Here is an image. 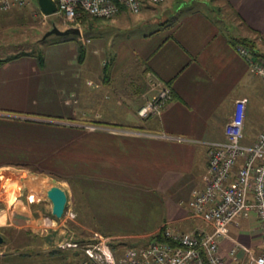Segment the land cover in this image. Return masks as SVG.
<instances>
[{
	"label": "crops",
	"instance_id": "crops-1",
	"mask_svg": "<svg viewBox=\"0 0 264 264\" xmlns=\"http://www.w3.org/2000/svg\"><path fill=\"white\" fill-rule=\"evenodd\" d=\"M222 6L235 33L191 4L167 6L160 16L144 6L142 18H130L126 9L113 19L77 18L66 42L78 51L57 60L62 64L43 54L0 58L17 57L0 65V166H34L56 178L68 196L66 215L97 239L146 247L166 227L213 232L188 208L204 186L207 144L225 140L241 99L247 100L243 143L253 144L264 131V83L228 39H251L264 55V0H222ZM151 76L172 89L173 99L160 116L141 119L139 109L154 94ZM49 90L57 102L42 98ZM92 125L99 129H86ZM161 133L169 139L151 136ZM34 200L18 199L8 219L18 216L20 230L39 234L55 223L32 211ZM263 252L255 214L232 226L220 244L229 264H249L250 254Z\"/></svg>",
	"mask_w": 264,
	"mask_h": 264
},
{
	"label": "built area",
	"instance_id": "built-area-1",
	"mask_svg": "<svg viewBox=\"0 0 264 264\" xmlns=\"http://www.w3.org/2000/svg\"><path fill=\"white\" fill-rule=\"evenodd\" d=\"M59 13L68 21L78 18L80 12L97 19H113L122 9L133 15L141 13L144 0H54ZM162 5L168 0H147ZM27 0H0V13L27 6ZM240 56L249 64L252 75L264 83V59L256 58L255 51L239 45ZM149 85L154 94L139 109L138 116L147 119L160 116L173 99L172 89L160 79L151 76ZM247 100L236 101L233 119L225 127V140L208 143V168L204 186L192 193L188 205L190 216L202 220L213 232H181L171 227L162 230L161 238H154L146 247L128 248L116 258L107 244L88 246L86 264H229L220 254V244L230 236V228L241 219L255 214L264 235V131L251 145H245L244 121ZM91 131L98 126H86ZM169 139L166 134H152ZM184 142L186 139L174 137ZM237 248L230 255L236 257ZM249 264H264V252L249 255Z\"/></svg>",
	"mask_w": 264,
	"mask_h": 264
},
{
	"label": "rangeland",
	"instance_id": "rangeland-1",
	"mask_svg": "<svg viewBox=\"0 0 264 264\" xmlns=\"http://www.w3.org/2000/svg\"><path fill=\"white\" fill-rule=\"evenodd\" d=\"M27 1L28 4L24 8L0 13V58L22 53L43 54L49 58L50 63L62 64V61L57 60L78 51V44L66 42L70 37L65 34L51 32L55 29L66 32L71 25H76L77 19L68 21L61 13L45 17L39 9L37 0ZM181 4H191L193 9L205 11L214 20H218L224 32L235 33L233 17L225 12L222 0H168L165 4L157 6L144 0L143 7L157 9V15L160 16L161 11L167 6L176 11ZM140 14L126 15L135 19L142 18ZM42 98L48 103L58 101L57 93L51 90L44 91ZM38 119L48 122L53 120L47 117H38ZM58 183L56 178L46 176L34 166L28 167L17 163L0 166V193L6 190L4 196H8L9 204L5 205L0 201V219H2L0 224L4 223V226L0 227V234L4 238V244L0 245V254L7 256L4 260L0 255V260H4L6 264H86L88 257L85 250L88 246L107 244L116 258L123 256L128 248L144 246L117 244L104 238L97 239L93 237L94 230L85 231L79 225L80 222L71 219L66 213L63 219H55L52 216V204L48 200L47 192L49 188L58 186ZM32 197L36 202L31 208L32 211H39L43 219L54 221L55 227H51L52 225L49 227L47 222V226H44V230L38 234L32 227H28L25 231L20 230V223L24 224V221H19L18 216L12 221L8 219L10 212L18 211L19 207L15 206L18 199L25 201ZM0 200H3V195H0ZM38 214L37 217L40 216ZM24 245L27 247L24 248ZM31 246L35 248L29 249L28 247Z\"/></svg>",
	"mask_w": 264,
	"mask_h": 264
},
{
	"label": "water",
	"instance_id": "water-1",
	"mask_svg": "<svg viewBox=\"0 0 264 264\" xmlns=\"http://www.w3.org/2000/svg\"><path fill=\"white\" fill-rule=\"evenodd\" d=\"M37 2L43 16L48 17L59 13L57 3L54 0H37ZM51 33L69 35L70 31L60 32L55 29ZM51 33L49 32L48 35ZM73 33H79V31H74ZM47 197L52 204V216L57 220L63 219L68 206V196L66 192L59 186H53L48 190ZM2 244H4V238L0 234V245Z\"/></svg>",
	"mask_w": 264,
	"mask_h": 264
},
{
	"label": "trees",
	"instance_id": "trees-1",
	"mask_svg": "<svg viewBox=\"0 0 264 264\" xmlns=\"http://www.w3.org/2000/svg\"><path fill=\"white\" fill-rule=\"evenodd\" d=\"M84 16H86L85 13L80 12V14L78 16V19H79V17H84ZM212 19L214 20V18H212ZM228 39H229L230 43L235 48H237L239 45L245 46V47L250 48L251 50L255 51V55H256L255 57L256 58L258 57V58H263L264 59V55H262L261 53L258 52V50L256 48V44L254 43L253 40L247 39V38H236V37H229V36H228ZM15 58H17V57H12V58H9V59L0 60V65H3L4 63H7V62H9V61H11V60H13ZM158 238H161V236H159ZM112 248L114 249L113 246H112Z\"/></svg>",
	"mask_w": 264,
	"mask_h": 264
}]
</instances>
